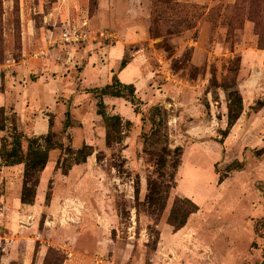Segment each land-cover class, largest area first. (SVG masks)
<instances>
[{
    "label": "rangeland",
    "instance_id": "374dc122",
    "mask_svg": "<svg viewBox=\"0 0 264 264\" xmlns=\"http://www.w3.org/2000/svg\"><path fill=\"white\" fill-rule=\"evenodd\" d=\"M23 2H0V108L9 117L0 145L13 123L28 136L45 135L52 119L65 148L87 144L94 152L64 173L71 151L52 150L33 204L21 201L24 166L2 167L0 236L9 241L0 244V264H264V152L257 153L264 148V46L250 0H169L156 8L153 0ZM23 4L27 25L39 34L38 56L31 51L24 62ZM79 20H88L93 35L115 32L105 57L102 38L79 50L46 48L49 34ZM260 32L264 38V22ZM121 41L122 59L142 71L135 85L140 112L125 98L104 96L109 114L131 121L124 141L109 147L97 98L87 90L119 76L122 59L113 67L110 51ZM233 60L241 63L244 110L223 137L229 100L222 84ZM88 65L99 73L85 75ZM51 84L65 91L32 94L33 86ZM67 109L72 125L64 132ZM153 114L164 120L170 147H183L175 178L170 164L159 178L156 153L145 148ZM234 161L243 169L219 183ZM156 176L171 188L163 209L147 200ZM178 196L200 209L176 230L168 217Z\"/></svg>",
    "mask_w": 264,
    "mask_h": 264
},
{
    "label": "trees",
    "instance_id": "16d2710c",
    "mask_svg": "<svg viewBox=\"0 0 264 264\" xmlns=\"http://www.w3.org/2000/svg\"><path fill=\"white\" fill-rule=\"evenodd\" d=\"M1 2V0H0ZM250 17L255 22L256 30L259 35V45L264 46V38L260 32V25L264 22V0H250ZM169 0H153L156 8L158 4L166 5ZM169 8V4L167 5ZM156 12V9L154 10ZM131 60L124 57L121 61L120 70L124 69ZM241 63L234 61L228 68L227 76L223 81V88L226 90L229 100L228 105V127L222 131L223 137H226L230 132L232 126L240 118L244 110L243 96L238 88L237 77L240 70ZM88 92L95 94L97 98V113L101 115L106 126V144L112 146L115 143H122L126 137V131L131 121L123 122L120 114H109L107 111V104L104 101V96L122 97L129 100L134 105L135 112H140V101L136 95V87L133 83H125L121 81L117 74H114L112 81L104 86H96L89 88ZM70 110L66 111V119L64 121V132L72 125ZM9 117L6 114L4 107L0 108V130L7 131ZM153 128L151 133L146 136V147L153 153H156V167L157 176L165 177L167 174V167L169 164L175 169L171 173L172 178L176 176V169L181 165L183 147L177 146L174 149L168 143V135L165 131V122L160 117L157 119L156 115L151 117ZM54 122L51 119L49 122V131L47 134L28 136L19 131L13 123L8 134L3 135L0 145V171L4 166L23 165V185L21 189V201L25 204L35 203L37 196V188L40 184L41 174L47 167L50 158V152L54 149H64L71 151L72 161L63 164V172H68L73 163L79 164L87 161L88 157L93 154L94 147L85 144L82 148L73 149L65 148L63 141L56 138L53 130ZM26 142V147H25ZM222 142V140H221ZM155 149V150H153ZM264 152L263 149L257 150L258 154ZM174 156L172 161H169V156ZM67 158L69 156H66ZM64 158L66 162L68 159ZM59 159V163H62ZM244 163L234 161L227 166L224 173L219 176V183H222L226 177L233 171L242 170ZM150 178L148 183L147 200L150 203L162 204V209L165 207L168 195L171 188H166L163 184L164 181H159L158 177ZM52 198L50 190L46 194V201ZM200 209L199 205L188 197H176L171 207L168 221L176 229L183 228L190 218Z\"/></svg>",
    "mask_w": 264,
    "mask_h": 264
},
{
    "label": "crops",
    "instance_id": "0c3cea01",
    "mask_svg": "<svg viewBox=\"0 0 264 264\" xmlns=\"http://www.w3.org/2000/svg\"><path fill=\"white\" fill-rule=\"evenodd\" d=\"M23 1H24L23 3H25V2L27 3L28 0H23ZM144 1H149L151 3V0H144ZM133 7H137V4L133 5ZM27 8L28 7L24 6V4H23L22 12H23V21H24V27H23V31H24L23 32L24 33L23 55L24 56L21 59L22 62L28 61L31 58V57L29 58L31 51L35 54L34 56H38V54L36 53L35 49L38 46V43H37L38 39L37 38H38L39 34H38L37 30H35V28L31 27L30 25H27L28 15H29V11L27 10ZM140 17H141V15H139L137 13L136 14V18H134L133 21L136 24H139L138 22L141 21V20L139 21ZM48 37H49V40H48L49 42H48L46 48H49L50 50L57 49L59 45H63L65 47L69 48V49H78V50L81 49V48H84L85 46L88 45V44L87 45H85V44L76 45V44H65V43H61V42H55V41L52 40V38L53 37L58 38V36L55 34L54 31L51 34H49ZM124 53H125V50H124V42L123 41L117 43L115 46L112 47V49L110 51V54H112L111 56L113 57L112 60H111V64H112L113 67L120 63L122 57L124 56ZM48 61L50 63L53 62L49 58H48ZM22 69H23L22 71L26 74V72L30 68L23 66ZM102 72L107 74V70H105V69H103ZM84 73H85V75L88 74V77H89L90 74H96L97 75V73H99V71L94 69V67L88 65L86 67V69L84 70ZM110 74H112V69H110ZM123 75H126V79L124 78ZM142 76H143L142 75V71L139 69V66H138L137 62H135L134 60L130 61L128 63V65L124 69L119 71V77H120L121 81H123L125 83H133L134 85H139L140 79L143 78ZM110 77H111V75H110ZM108 83H109V81H107L106 84H108ZM58 87H60V89L62 91H65V87L64 86H62V85L55 86V85L51 84L48 87L43 88V89H41L39 91H38V89L36 87L33 86L32 87V94L34 95V92H35L36 97H38L42 93H45V95L48 96L49 93L47 91L48 90H52L51 94H52V97H53L54 95L57 94V91L59 89ZM1 96H2L1 99H5V95L4 94L1 95ZM16 104H17L18 110L21 111L20 103L17 102ZM21 106H22V102H21Z\"/></svg>",
    "mask_w": 264,
    "mask_h": 264
},
{
    "label": "built area",
    "instance_id": "2783aa9c",
    "mask_svg": "<svg viewBox=\"0 0 264 264\" xmlns=\"http://www.w3.org/2000/svg\"><path fill=\"white\" fill-rule=\"evenodd\" d=\"M99 38L104 40V48L105 51L103 52V56L107 55V46H112L116 35L113 31H101L98 34L93 35V32L90 29L88 20H79L78 22H68V24L64 25L61 30L60 35L58 38L53 37L52 40L55 42H61L65 44H89L90 42L95 43L98 41ZM32 219V216H29ZM24 224V222H22ZM23 226V225H22ZM3 241L8 242V238L0 236V244Z\"/></svg>",
    "mask_w": 264,
    "mask_h": 264
}]
</instances>
